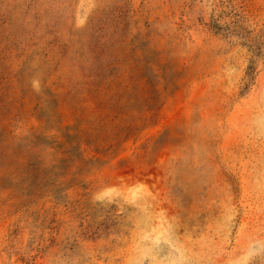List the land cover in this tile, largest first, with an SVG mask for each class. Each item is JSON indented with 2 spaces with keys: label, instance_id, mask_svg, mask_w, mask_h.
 <instances>
[{
  "label": "rangeland",
  "instance_id": "rangeland-1",
  "mask_svg": "<svg viewBox=\"0 0 264 264\" xmlns=\"http://www.w3.org/2000/svg\"><path fill=\"white\" fill-rule=\"evenodd\" d=\"M0 264H264V0H0Z\"/></svg>",
  "mask_w": 264,
  "mask_h": 264
}]
</instances>
